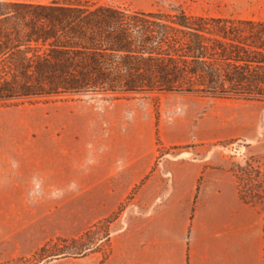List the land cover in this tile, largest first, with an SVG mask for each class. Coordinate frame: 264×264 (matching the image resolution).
<instances>
[{
    "label": "rangeland",
    "instance_id": "1",
    "mask_svg": "<svg viewBox=\"0 0 264 264\" xmlns=\"http://www.w3.org/2000/svg\"><path fill=\"white\" fill-rule=\"evenodd\" d=\"M89 1L264 22V0ZM255 129L263 134L254 142L264 144L261 101L89 93L0 102V264H86L91 249L107 255L136 192L150 181L145 190L172 185L153 176L194 174V161L236 158L233 147H251L239 157V188L260 199L264 147L245 139ZM180 164L191 166L180 172Z\"/></svg>",
    "mask_w": 264,
    "mask_h": 264
},
{
    "label": "trees",
    "instance_id": "2",
    "mask_svg": "<svg viewBox=\"0 0 264 264\" xmlns=\"http://www.w3.org/2000/svg\"><path fill=\"white\" fill-rule=\"evenodd\" d=\"M89 93L264 102V22L0 0V102Z\"/></svg>",
    "mask_w": 264,
    "mask_h": 264
},
{
    "label": "crops",
    "instance_id": "3",
    "mask_svg": "<svg viewBox=\"0 0 264 264\" xmlns=\"http://www.w3.org/2000/svg\"><path fill=\"white\" fill-rule=\"evenodd\" d=\"M261 134L255 129L245 139ZM237 148L234 159L194 161V174L153 176L172 185L159 192L145 190L151 181L142 186L125 210L132 218L110 232L108 254L91 249L86 264H264V180L260 199L244 198L238 164L251 147Z\"/></svg>",
    "mask_w": 264,
    "mask_h": 264
},
{
    "label": "built area",
    "instance_id": "4",
    "mask_svg": "<svg viewBox=\"0 0 264 264\" xmlns=\"http://www.w3.org/2000/svg\"><path fill=\"white\" fill-rule=\"evenodd\" d=\"M237 147H235V149H236ZM233 152H235V150H233Z\"/></svg>",
    "mask_w": 264,
    "mask_h": 264
},
{
    "label": "bare ground",
    "instance_id": "5",
    "mask_svg": "<svg viewBox=\"0 0 264 264\" xmlns=\"http://www.w3.org/2000/svg\"><path fill=\"white\" fill-rule=\"evenodd\" d=\"M238 149V148H237Z\"/></svg>",
    "mask_w": 264,
    "mask_h": 264
}]
</instances>
